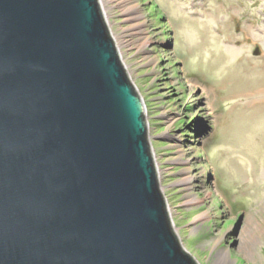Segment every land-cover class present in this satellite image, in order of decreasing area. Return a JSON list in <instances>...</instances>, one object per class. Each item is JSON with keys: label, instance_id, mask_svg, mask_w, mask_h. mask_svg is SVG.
Listing matches in <instances>:
<instances>
[{"label": "water", "instance_id": "obj_1", "mask_svg": "<svg viewBox=\"0 0 264 264\" xmlns=\"http://www.w3.org/2000/svg\"><path fill=\"white\" fill-rule=\"evenodd\" d=\"M145 112L99 0H0V264H200Z\"/></svg>", "mask_w": 264, "mask_h": 264}, {"label": "rangeland", "instance_id": "obj_2", "mask_svg": "<svg viewBox=\"0 0 264 264\" xmlns=\"http://www.w3.org/2000/svg\"><path fill=\"white\" fill-rule=\"evenodd\" d=\"M99 3L181 244L200 264H264V0Z\"/></svg>", "mask_w": 264, "mask_h": 264}, {"label": "bare ground", "instance_id": "obj_3", "mask_svg": "<svg viewBox=\"0 0 264 264\" xmlns=\"http://www.w3.org/2000/svg\"><path fill=\"white\" fill-rule=\"evenodd\" d=\"M112 37H113V35H112ZM113 39H114V37H113ZM254 242H255V240H254L253 236L250 234V236L247 239H244L243 240L241 246H242V248L244 250H248V248H250L251 246H253Z\"/></svg>", "mask_w": 264, "mask_h": 264}]
</instances>
